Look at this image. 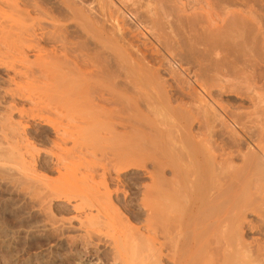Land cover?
Wrapping results in <instances>:
<instances>
[{"label":"bare ground","instance_id":"bare-ground-1","mask_svg":"<svg viewBox=\"0 0 264 264\" xmlns=\"http://www.w3.org/2000/svg\"><path fill=\"white\" fill-rule=\"evenodd\" d=\"M55 1L49 7L51 0H0V65L13 73L7 80L12 87L4 88L11 100L3 101L8 102L6 115L0 113L5 118V123L0 121V181H10L22 198L44 210L49 198L69 199L66 186L99 180L93 179L94 164L104 158L92 164L89 154L97 156L100 143L107 140L113 158L109 156L110 167L101 165L105 193L101 190L97 197L84 189L81 194V185L80 190L71 186L80 196L75 204L86 206L82 212L83 205L79 210L75 206L80 212L76 228L83 238L102 212L115 208L114 215L124 214L108 188L112 171L119 182L131 170H144L143 176L151 179L141 182L145 230L130 225L136 229L127 230L132 231L127 247L121 233L113 236L124 253L110 250L107 264H264V0H141V27L157 44L149 47V61V52L144 53L148 50L136 56L135 47H126L133 35L124 46V33H119L126 23L121 26L114 19L121 10L111 9L113 0L87 1L88 9L74 7L76 0ZM113 27L123 40L116 38ZM151 61L158 65H148ZM203 62L215 66L210 67L212 79L203 72ZM231 78L244 85L234 84L236 90H245L238 94L248 106L228 107L218 98ZM173 115L187 135L180 125L174 133L164 122ZM36 119L54 132L44 153L51 155L66 183L57 178L54 185L55 177L51 182L38 170L52 162L42 159L29 136ZM196 120L198 131L192 128ZM84 158L87 167L96 168L92 173L86 167L79 177L75 172ZM248 233L255 239L249 240Z\"/></svg>","mask_w":264,"mask_h":264},{"label":"rangeland","instance_id":"rangeland-1","mask_svg":"<svg viewBox=\"0 0 264 264\" xmlns=\"http://www.w3.org/2000/svg\"><path fill=\"white\" fill-rule=\"evenodd\" d=\"M54 1L55 0H51V3H49L48 6L51 5L52 3H54ZM77 1H78V4L79 5L78 4L77 5H74V7L77 8V6H78V8L85 7L86 9H88L89 8V3H91L92 0H90V1L89 0H84V1L83 0H76V2ZM122 1L125 4H122L121 1L119 3L122 6L125 5L123 7L120 4H117L118 0H116V1L113 0V3L114 4L113 5L111 4L112 6L111 5L110 6H111V9L113 11L114 10L115 11H118V10L123 11V12L119 11L118 13L116 12L117 16H115L116 14L113 13L114 14L113 16H115L114 19L115 20L117 19L116 21L118 23H119V21H121L119 23L120 25L121 24L124 25L126 23L124 26L121 25L123 27L122 29H124V27H125V29H124L125 31L121 29L122 32L119 33V34L122 33L121 35H123V33H124V35L121 36V35L117 34V32H119V29L116 30L117 27H115V29L113 27V32H115L114 34H115L116 38H120V36H121V38L124 37V43H123V41L118 42L117 40H119V39H116L115 37L114 38L117 41V43H121V44L123 43L124 46H125V44H127V40L130 39V37L133 35L132 37H134V39H132V45H130V46H133V44H134V46L133 47H130L127 44L126 47L128 49L131 48L130 50H132L135 47L133 49V52L134 51L135 52H138V53H134L136 56H138L139 53L141 55L142 52L148 50V51H146L144 53L147 54V52H149L148 55H146L147 56V59L146 60L149 61L150 58H151V55H150L151 54V52H150L151 50L150 49L152 48V46H154V45L156 46L157 44L155 43L154 38L152 40V38L148 35V33L145 31V29L142 28L144 26L140 22L142 20L140 18H143L142 17L143 9H141L140 6L142 7V4H143L144 1L142 0L143 1L142 2L140 0L142 2L141 4L139 3L140 1H138V0L137 1L136 0H133V2H132V0H130V1L122 0ZM124 1H127V2H124ZM178 1H182V0H178ZM56 2H59V0H56L55 3ZM85 2L88 3V5ZM81 3H83L84 5L86 4V6H83V4H81ZM94 4H96V3H94ZM116 4H117L118 7L116 6ZM87 6H88V8H87ZM112 7H114V8H112ZM115 8H117V9H115ZM126 8H128V9H126ZM128 10H130V11H128ZM118 14L124 15V17L122 16V19L123 20L120 19L121 17H119ZM139 15H141V17ZM138 16H139V18H138ZM118 19H120V20H118ZM138 20H139V22H138ZM69 23H71L72 25L75 26L74 21L71 20ZM118 23L116 25H118ZM72 25H70L71 26V29H73L72 27H74ZM114 30H116L117 32L114 31ZM127 33L129 35H126ZM116 34L119 35V36H117ZM143 36H145V38L147 37V39H148V40H146V42L148 43V46L147 47H145L143 45V43H142L143 40H145V38ZM127 37H129V38L126 40ZM121 38H120V40H123ZM139 39H142V40H139ZM133 40L135 42H133ZM136 42H138V43H136ZM152 42H153V44L154 43L155 44L154 45L151 44ZM119 45L120 44H116V48L120 47ZM92 46L94 47V44ZM143 47L144 48H147V49H144ZM149 47H150V49H149ZM141 48L143 49V51H142ZM124 49H125V47H124ZM137 49H140V50H137ZM162 53H164V50L162 51ZM164 55L167 56V53H164ZM241 60H238L237 62H241ZM154 62L155 61H151L150 63H147V64L151 66L152 63L155 64ZM219 62H215L216 65ZM221 62H223L224 65L225 64H227V65L229 64L228 61H226V60H223ZM237 62L234 61V64L235 63L237 64ZM166 63H169V62H166ZM211 64H212L211 62H210V64H209V62H207V63L205 62L203 64L205 66H202L203 67V72L206 71V73H207L206 77H208V76L210 77V76L213 75L212 74L213 72L211 71L212 69L210 68V67H212L213 64L212 65ZM155 65L156 66L158 65L157 62H156ZM193 65L195 66L196 64L193 63ZM241 65H243V61L241 62ZM261 65H263V63H261ZM167 67H168V65L166 64V68ZM198 67L196 66V68H198ZM214 67L215 66H213L212 68H214ZM7 68H8L7 65H6V67L4 65H0V96L2 98L5 97V98H3V100H1L2 98L0 97V100H1L0 101L1 102L0 103V106L2 105V107H0V110L2 112H4L3 108L5 107V104L6 103L8 104L7 101H10L11 100V98H8V97L9 96L10 97L12 96L11 94L9 95V93L8 94L6 93L7 90H9L8 87L9 88L12 87L11 86V83L9 81H7V80H9V77L8 76L10 74L11 75L13 74L12 73V70H10L9 68L7 69ZM226 71H228V69ZM168 78H170V77H168ZM210 78L212 79V77H210ZM228 80H229V82H228L229 85H227L228 86L227 89L225 88V91H224V88H223V90H222V91H224V93L222 91L217 92L218 93V95H217L218 98L221 97L220 99H222V101L225 102V104L228 107H232V106L234 107V105L237 106L240 103H241V105L248 106L249 103L247 102L246 98L242 94H241L242 96L240 94H238L239 91H243V93H244L245 90H240L242 87H244V85L242 83L241 84L237 83L238 80L236 82L235 79H234V81L236 83H234V81H232L233 78H231V80L230 79H228ZM230 81H231V83H230ZM192 82H193V80H192ZM225 82H224L225 85L228 84L227 81H225ZM234 84L238 85L237 86L238 88L241 86V88L238 89L239 91L236 90L237 88L235 89ZM4 88H7V90L4 89ZM216 89H217V87H216ZM219 93L222 94V95H220ZM259 93H260V91H259ZM261 93H262V91H261ZM263 93H264V91H263ZM6 96H8V97H6ZM7 98H8V100H7ZM4 100H7V101H5L3 103ZM175 105H176V103H175ZM26 107L29 108L28 105L25 106V108ZM194 109H195V107H194ZM2 112H0L1 115H3V116L6 115V110H5L4 113H2ZM243 112H244V110H243ZM3 116H0L1 123L2 122L5 123V121H4L5 118H3ZM17 116H19V115H17V113H14V118L15 119L18 118ZM174 116L175 115L172 116L173 118L172 117H168V118H170L169 119L170 121L167 120L168 118H166L164 122L166 124H168V122H169L170 126L172 125L169 128L170 129H173L174 128L172 130L174 133H175L176 129L178 130L180 128L179 127V125H180L181 128L184 129V131L181 130L182 133H184V134L187 135V132H185L186 131L185 128H183L182 125H181L182 124L181 123L182 121H179L180 119L179 118L177 119V116H175L176 118H174ZM1 117L3 118V120H1L2 119ZM173 120H175V121H173ZM172 121H173V124L170 123ZM176 121L179 124H177ZM169 124H168V126H169ZM194 124H195V127H194ZM197 124H199V126H197ZM173 125H175V126H173ZM176 127H178V128H176ZM199 127H200V123H197V120H196L193 123V127L192 128L195 129L194 131H196V130L198 131L199 130ZM28 130H29V136L31 135L30 136L31 137V140L32 141H35L34 142L35 145L37 144L36 146L40 148V149L39 148H37V149H39V151L42 153V157H44L42 159H45V162L48 160L47 161V164H48L51 161L52 157L50 158L49 157L50 154L48 155V154H46L44 152H45V150L47 151L49 149V147L51 145L50 143H52L51 141L49 142V140H50V138L51 139L54 138L53 137L54 136V132L52 131V129L49 126L43 125L40 122V120L38 121V119H36V120H34L32 122V124L28 128ZM41 135H43L47 140L46 139L43 140V138L41 137ZM206 136L208 137L207 134H206ZM43 141H45V142H43ZM79 142H82L83 143V141H79ZM103 142L100 143V146H99L101 152H99V151L97 152L96 151L97 153L96 152L95 153L97 154V156L95 154H93V156L95 155L96 158H93V156H91L90 154H89V156L91 157L92 160L90 159V157H88V158L86 157L88 159V161H90V160L92 161V164H93L94 159H98V162L100 160H102L99 163L98 162H94V163H98L97 165L94 164V166H96L97 169H95L96 167H92L91 168L90 167L92 165L91 163H90L91 165H88V167H90V168H88L87 167L88 162H85L86 161L85 158L82 159L83 162H81L82 163L81 166H84L86 164L85 167H81L79 165L78 168L80 170L77 168L76 172L73 171V169L75 170V168L72 169V171L75 172V174L76 173L79 174V172L80 173H86L85 172L86 171V167L89 170L92 169V171L90 170L92 173L95 170H97V172L93 173L94 176L96 175V177H94L93 179L96 178V179H99V180H94L95 182H93V181L91 182L89 180L90 182H88V183H91V185H86V183H84L86 185L85 186L84 184H81V181L82 180L81 181H77V180L74 179L75 181H77V184L79 183L78 185H76L75 184L76 182L73 181V178H72V180L70 178V180L74 182L73 185L78 186V188L75 186L77 189L80 190L79 187L81 185V194H83L82 193V190H84V189H90V192L96 193V194H92V195L93 196H95V195L97 196V194H99L100 192H102L104 190V186L105 185L104 184H103L104 186L102 185V183L104 182V181H102L104 179L103 178L104 177L103 176L104 175V171H103V169L101 170V167L103 166V164L106 165V166H108V167H110L109 166L110 165L109 164L110 163L109 161H110V159L113 158V156H111V150H110V145L111 144L107 140H105ZM89 143L87 142L88 145H90ZM105 143H106V145H105ZM94 144H99V143H94ZM153 144H154V142H153ZM153 144L152 143L151 144H148L147 143V146L150 145L148 147H150V149H152L153 146H154ZM101 145H105V146H102L104 151L101 150L102 149ZM79 146H81V144ZM82 146H84V145H82ZM97 147H98V145H97ZM105 147H106V149H105ZM99 148H97V150ZM42 149H43V151H41ZM102 152H103V155L104 156L101 155ZM104 152H107V153H104ZM109 156H111L112 158H110ZM101 157L104 158V159H100L99 160V158H101ZM53 163L54 162L49 163L47 165V167H41L40 166V167H38V170L41 171L40 174H42L43 172H45L44 173V174H46L45 176H47V178L50 179L51 182H52V178L55 177L54 179H56L55 181H57V182H55L54 179H53V183H54V185H56L58 183V181H59L57 178L60 179L61 177L59 175H61V174H58V172H56L57 170L55 169V165ZM82 168H83V171L84 172H81L82 171L81 170ZM93 169H95V170L93 171ZM89 170H87L89 172L88 174L91 175V172ZM69 171H71V170H69ZM93 174H92V176H93ZM137 174L140 175V176H138ZM63 175H64V172H63ZM71 175H70V177H72ZM80 175H82V174H79L78 176L80 177ZM143 175H145L144 170H131L130 172H127L126 174H121V182H119L117 179H113V177H117L116 171L115 172L114 171L111 172V176L112 177L110 179H107L108 188H109L110 191L112 189L111 192H112V199H113L114 204L115 205L117 204V207L119 206V208L121 209V211L124 214H122V216L119 215V214H118L119 216L118 215H114V214H116V212H115L116 209L115 208H113V210H111V211L110 210L109 211L107 210V212L105 214L102 212L100 214V216H98V219H97V217L94 218L97 221H94V219H93L94 222L91 221V224H92L91 227L87 226V227H89V230H90V233H89L90 235H88V238L87 237L83 238L80 235V233H81L79 231L80 228H78V229L76 228V227H78V225H80V224H78L80 222H78L79 221L78 217H77V219L75 217L80 213L78 210H79L80 207H82L83 204L80 205V207L77 206L78 204H77L76 200L77 201L79 200V199H77V196H78V198L80 196L78 195V193H75L76 190H74L75 187L72 186V184L69 185V187H67L65 185L66 186V193H64V191H63V193L66 195L68 193L67 192L68 188H70V190H68L69 193L67 194V195H69V199H68V196H66L67 198L65 197L66 198L65 200L64 199H55V198L51 200L49 198L48 201H45L46 204H44L45 205L44 207H46V208H44V210H43L42 207L40 208V207L36 206L35 204L31 203V201H28L25 198H22L23 196L21 197V195L18 194V192L15 190L16 187L15 186H14L15 188L12 187L13 183H11L8 180L2 181L3 183L0 181V264H107V263H109V261L112 258V255H111L112 253H111L110 250H113V251L115 250L116 252H118V254H119V251H121V252L124 251L122 249L124 246L123 245H119L120 243H118V241L120 239H124L125 240V242H123L124 240H121V241L123 242V244L125 243L124 245L126 246V243H128V240L127 239L131 236L130 233L133 231V229L135 230L136 227L138 226L142 231L145 230V226H146V224H145L146 223V219H145V217H146V208H145V201H143L144 203L141 202L142 200H144V199H142V197H144V195H143V193L141 191V189H142L141 182H143V179H145V181H147V182L148 181L150 182L151 179L148 178V177H146V176H143ZM67 177L69 178V176H67ZM73 177H75L74 174H73ZM106 178H109V176L106 177ZM100 180H101V182H100ZM61 181L62 182H65V177L64 178H61ZM8 182H9V184H8ZM98 184H100V185H98ZM59 185L60 184H58V186ZM63 185H64V183H63ZM60 186L62 187V184ZM71 186L74 187L73 188L74 192L71 195L73 197L76 196L74 198L73 197H70V194L73 191V190H71V188H72ZM96 186H97V188H96ZM85 187H87V188H85ZM90 187L92 188V190H91ZM8 189H10L11 191H9ZM64 189H65V187H63V190ZM97 189H98L99 192L97 191ZM116 190L117 191L119 190V191L117 192ZM114 191H116V192H114ZM12 192H14V193L16 192V193L13 194ZM77 192H79V191H77ZM79 194H80V192H79ZM100 194L102 195V193H100ZM70 198H72V199H70ZM67 199L69 200V203L67 202ZM59 200H61V201H59ZM65 201H66V203H65ZM75 206L78 207L77 208L78 210H76V211H75V208H76ZM83 206H84L83 207L84 209H80L81 212L83 210H85V208H86L85 205H83ZM31 208H34V209H31ZM107 213H109V214L107 215ZM74 214H75V216H74ZM111 215H112V217L113 216L114 217L111 218ZM123 215H124L125 218L123 217ZM251 215H250V217L251 218H254L253 217L254 215H252V216ZM118 217H120V218L123 217L124 219L122 218L121 221L123 220L122 223L124 222V224H126L127 226L126 225H122V223H120L121 221L118 220ZM67 218H68V220H67ZM109 218H111V219H109ZM127 219H128V221H127ZM107 222H109V223H107ZM128 222H130V223H128ZM69 224H71V225H69ZM88 224H90V223H87V225ZM132 224L134 226H136V227L134 228V226H130ZM72 226H75V227L72 228ZM119 227H120L121 230L123 228L124 233H126L125 234V237L122 234L123 231H120L119 232ZM125 227H127L126 230H125ZM130 227L132 229L131 232L127 231V230H131ZM119 233H121L122 236L121 235L120 236L123 237V238L120 237V239L119 240L117 239L118 241H116V239H113L114 238L113 236H115L116 238H118ZM250 233H251V235L254 233L252 236H255L256 237L258 235L259 238L261 237V235L256 234L255 231H252ZM250 233H248V235H249L248 238L249 237H252V236H250ZM94 234H95V236H94ZM128 234H130V235H128ZM126 235H128V237ZM108 238L111 239V240L109 241ZM253 238L252 239L249 238V240L250 239L253 240ZM112 240L114 242L116 241L115 243H117L116 244V247L117 248L115 246H113L114 245V242H112ZM129 240H130V238H129ZM122 242H121V244H122ZM98 243H99V245H98ZM105 244H108V245H105ZM111 244H112V247H111ZM117 245L119 246V248H118ZM109 246H110V249H109ZM103 248H105L107 251L105 249H103ZM122 254H120V255H122ZM123 256H125V255H123Z\"/></svg>","mask_w":264,"mask_h":264}]
</instances>
